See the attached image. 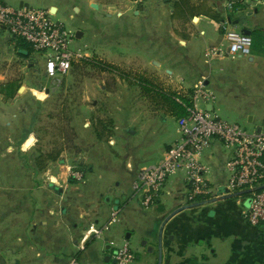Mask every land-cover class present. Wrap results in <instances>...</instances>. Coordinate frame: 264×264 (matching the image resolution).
Instances as JSON below:
<instances>
[{"label":"crops","instance_id":"1","mask_svg":"<svg viewBox=\"0 0 264 264\" xmlns=\"http://www.w3.org/2000/svg\"><path fill=\"white\" fill-rule=\"evenodd\" d=\"M65 2L82 16L73 33L81 56L103 60L116 70L138 69L140 78L134 82L143 98L159 104V110L139 111L131 123L137 125L135 130L131 124L122 132L116 126L107 141L96 138L93 125L78 121L75 144L83 147V155L71 164L50 161L44 184L38 187L26 175L0 172V264H67L71 258L80 264H115L114 254L123 246L133 253L127 264H158L163 221L191 205L181 198L180 175L169 178L160 200L147 209L140 206L133 188L137 172L158 164L179 138L176 108L162 96L185 108L192 88L203 85L215 101L218 93L229 98L233 112L248 117V123L256 118L255 130L263 126L264 0H246L235 11L226 10L224 0H147L141 5L132 0ZM47 10L57 12L52 4ZM224 20H230L235 30L250 33L248 54L227 56ZM19 50L0 28V101L24 102L29 91L43 102L41 95L48 90L42 63H38L41 73H32L37 62L29 50H24L26 56ZM23 65L36 77L16 76L24 74ZM120 75L122 82H130V77ZM138 79L151 91L142 90ZM213 104L206 109L217 115ZM139 117L143 123L138 124ZM159 119L164 124L168 119L176 122L172 141L166 142L156 127ZM138 131L143 139L133 138ZM32 142L24 136L19 145L29 148ZM222 148L213 141L201 158L214 191L196 203L215 198L226 182L223 164L229 152ZM23 181L29 183L22 186ZM245 197L249 198H219L170 217L160 239L161 264H264V224L246 222ZM91 225L99 235L84 239Z\"/></svg>","mask_w":264,"mask_h":264},{"label":"built area","instance_id":"2","mask_svg":"<svg viewBox=\"0 0 264 264\" xmlns=\"http://www.w3.org/2000/svg\"><path fill=\"white\" fill-rule=\"evenodd\" d=\"M132 1L141 5L147 0ZM245 2L224 0L223 7L235 11ZM221 27L227 56L248 54L251 37L235 30L230 20H224ZM0 28L7 31L14 46L25 45L37 63L38 58L42 59V76L52 82L59 81L81 58L74 34L63 23L53 21L47 9L14 8L0 1ZM187 97L185 114L177 119L178 140L164 152L158 164L143 167L136 174L133 188L139 196L140 206L147 209L157 203L169 178L176 175L183 179L181 198L185 203H196L213 194L201 158L211 143L217 141L229 152L223 164L226 182L222 188L228 194L250 190L243 217L250 225L264 224V128L248 133L237 123L222 120L207 110L215 96L203 85L194 86ZM90 235H99L94 225L88 227L84 239ZM132 259L133 253L127 246L117 249L114 254L115 264H127ZM67 264L80 263L71 258Z\"/></svg>","mask_w":264,"mask_h":264},{"label":"rangeland","instance_id":"3","mask_svg":"<svg viewBox=\"0 0 264 264\" xmlns=\"http://www.w3.org/2000/svg\"><path fill=\"white\" fill-rule=\"evenodd\" d=\"M5 2L14 8L22 4L35 9H47L52 4L57 8L55 15H52V20L63 23L72 33L76 32L82 20V16L76 13L74 8L65 5V0H5ZM81 53L83 54L82 50ZM89 60L93 58L81 56L71 65L69 72L60 77L57 82L44 78L43 83L48 92L42 93L43 102L37 100L29 91L26 93L24 102L18 99L14 103L10 101L2 104L0 101V172L9 171L26 175L33 181V187H38L44 184V173L51 163L44 161V154L52 152L58 155V159L54 162L57 163L63 159L70 164L79 156L78 154L83 155V147L80 149L75 144V128L78 121L82 125L84 123L93 125L94 128L98 119L105 123L111 120L110 129L117 126L122 132L127 124L134 122L139 111L159 110V104L143 98L139 87L134 82L140 78L138 69L120 65L125 67V71L122 69L116 71L131 78L130 82H122L117 77L118 74L103 71L101 67L87 62ZM96 61L101 66L108 65L103 60ZM38 63H43L41 58H38ZM38 63L32 73H41ZM30 72L23 65L24 74L16 76L25 77L26 73H29V76L36 77ZM23 92L19 94L22 95ZM199 106L202 108V105ZM213 109L220 118L237 123L246 132L255 131L256 118L252 123H248V117L236 115L233 112L232 101L224 95L216 94ZM138 122V124L143 123V118L139 117ZM155 125L162 136L165 134L166 142L172 141L176 135V122L173 119H168L165 124L159 119ZM135 127L137 125L129 126L132 130H135ZM107 132L113 134L112 131ZM24 136H27V139L31 138L33 142L29 148L21 149L19 144L24 141ZM144 137L138 131L133 138L143 139ZM223 151L227 150L223 149ZM85 152V154H91L88 151ZM116 153L114 150L115 156L119 152ZM77 163H75L76 167ZM27 181H23L21 185L29 183ZM245 200L248 198L245 197Z\"/></svg>","mask_w":264,"mask_h":264},{"label":"trees","instance_id":"4","mask_svg":"<svg viewBox=\"0 0 264 264\" xmlns=\"http://www.w3.org/2000/svg\"><path fill=\"white\" fill-rule=\"evenodd\" d=\"M19 49L21 50H26V46L25 45H21V46H18ZM23 55V54H21ZM23 56H26V55H23ZM87 62H92L93 65L97 66V67H101V70L103 71H109V72H115L116 74L120 75V73L118 71H116V69H114L111 65H105V66H101L99 63H96L94 60H89ZM121 76V75H120ZM138 84L140 85L141 89L144 90L145 92H149L151 91V89H149L150 87L148 86L147 83H145L144 81H140L138 79ZM163 99L165 101L167 100H170V103L172 102V105L175 106L176 108V111H175V116H178L179 118L182 117L184 114H185V108L182 107L178 102H176L175 100H173L171 97H166L165 95L162 96ZM111 124H112V121L109 120L107 123H105L104 121H102L101 119H98L97 120V123L94 127V133L96 135V138L100 141H107L108 138L110 136H112V133H108L107 131H112L113 129H110L111 128ZM110 126V127H109ZM57 154H53L52 152L50 153H47V154H44V161H56L58 158H57Z\"/></svg>","mask_w":264,"mask_h":264},{"label":"water","instance_id":"5","mask_svg":"<svg viewBox=\"0 0 264 264\" xmlns=\"http://www.w3.org/2000/svg\"><path fill=\"white\" fill-rule=\"evenodd\" d=\"M242 33L245 34V35H248L249 36V32L246 31V30H242ZM80 36L79 32L76 33V37L78 38ZM19 53L23 54V55H27V52L24 51V50H19L18 51ZM261 128H264V123H263V126H260L259 128L256 129V131L258 132ZM250 192V190H245V191H240V192H236V193H232V194H228L226 192V190L222 187H220L217 191V195L215 196V198L213 199H209V200H205V201H202V202H198V203H194V204H191V205H187V206H184V207H181L177 210H175L173 213H171L162 223L160 229H159V249H158V264H161V260H162V253H161V247H160V239H161V235H162V230H163V227L165 225V223L167 222V220L172 217L173 215H175L176 213H178L179 211H182V210H185V209H189V208H193V207H196V206H199V205H203V204H206V203H209L211 201H214L216 199H219V198H235V197H239V196H243V195H247L248 193Z\"/></svg>","mask_w":264,"mask_h":264}]
</instances>
